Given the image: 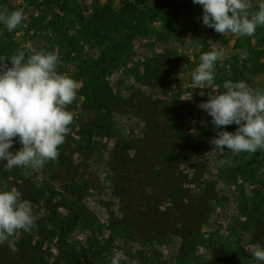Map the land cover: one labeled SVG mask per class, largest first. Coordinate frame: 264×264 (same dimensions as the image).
<instances>
[{
  "label": "rangeland",
  "instance_id": "obj_1",
  "mask_svg": "<svg viewBox=\"0 0 264 264\" xmlns=\"http://www.w3.org/2000/svg\"><path fill=\"white\" fill-rule=\"evenodd\" d=\"M248 2L258 11L261 0ZM4 6L25 16L12 32L0 24V55L55 52L57 72L79 85L55 161L8 172L0 162V191L16 188L35 215L14 254L37 264H110L119 249L139 264H255L246 245H264V152L203 159L215 130L197 105L226 91L225 81L264 88V26L252 37L218 34L192 0ZM213 50L223 53L217 87L194 88L191 72ZM11 254L0 245L1 257Z\"/></svg>",
  "mask_w": 264,
  "mask_h": 264
},
{
  "label": "clouds",
  "instance_id": "obj_2",
  "mask_svg": "<svg viewBox=\"0 0 264 264\" xmlns=\"http://www.w3.org/2000/svg\"><path fill=\"white\" fill-rule=\"evenodd\" d=\"M202 6V21L218 34L231 33L240 37L254 36L258 26H264V2L258 11H249L248 0H192ZM25 16L23 8L9 10L0 7V24L12 32ZM31 54L17 51L13 55H0V162L4 172L15 167L42 168L55 161L58 146L70 132L73 115L66 107L76 99L78 82L67 73H58V55L31 49ZM221 51H209L200 56V63L192 70L194 88L215 89L214 65L222 58ZM226 91L209 94L207 102L197 107L211 117L215 136L209 140L211 150L203 159L233 155L241 152H264V88H252L244 81H225ZM195 123V121L193 122ZM236 125L235 132L221 130ZM14 138L19 150L12 151ZM35 223L33 204L23 199L16 189L0 191V245L5 243L13 253L17 235L28 232ZM255 264H264V245L250 243ZM110 264H139L124 251L113 249Z\"/></svg>",
  "mask_w": 264,
  "mask_h": 264
},
{
  "label": "trees",
  "instance_id": "obj_3",
  "mask_svg": "<svg viewBox=\"0 0 264 264\" xmlns=\"http://www.w3.org/2000/svg\"><path fill=\"white\" fill-rule=\"evenodd\" d=\"M0 264H37L34 259H27L24 256H16L14 253L10 255V257H1L0 256Z\"/></svg>",
  "mask_w": 264,
  "mask_h": 264
},
{
  "label": "crops",
  "instance_id": "obj_4",
  "mask_svg": "<svg viewBox=\"0 0 264 264\" xmlns=\"http://www.w3.org/2000/svg\"><path fill=\"white\" fill-rule=\"evenodd\" d=\"M261 2H264V0H261ZM247 48H248V47H244V50H243V51L245 52V54L248 53V52H247V51H248Z\"/></svg>",
  "mask_w": 264,
  "mask_h": 264
}]
</instances>
